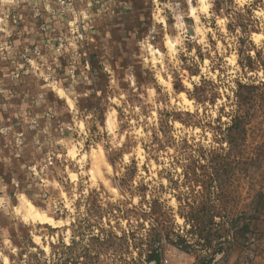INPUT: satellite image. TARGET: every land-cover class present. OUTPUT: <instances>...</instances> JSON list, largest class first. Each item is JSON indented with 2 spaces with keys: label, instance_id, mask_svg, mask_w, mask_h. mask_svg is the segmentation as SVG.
<instances>
[{
  "label": "rangeland",
  "instance_id": "1",
  "mask_svg": "<svg viewBox=\"0 0 264 264\" xmlns=\"http://www.w3.org/2000/svg\"><path fill=\"white\" fill-rule=\"evenodd\" d=\"M60 1L0 0V264H259L264 0Z\"/></svg>",
  "mask_w": 264,
  "mask_h": 264
},
{
  "label": "bare ground",
  "instance_id": "2",
  "mask_svg": "<svg viewBox=\"0 0 264 264\" xmlns=\"http://www.w3.org/2000/svg\"><path fill=\"white\" fill-rule=\"evenodd\" d=\"M200 3H201L200 7L201 8H205V5H206L205 0H201ZM166 45L170 49H172L173 46H174V43L171 41V39L170 40L167 39L166 40ZM157 53H159V52L157 51ZM58 94L60 95V97H63L64 96L63 90L58 88ZM91 152L92 153L90 154V158H91V161H92V164H93L92 166H93L95 172H100V165L105 160L104 152H103V150L101 148L98 149L99 153L97 154V158H98V155L100 154V156H99L100 160L95 158L96 156L94 155L93 151H91ZM70 154H71L72 157H74L75 154H76V149H74V148L70 149ZM84 157H85V155L83 154V159H84ZM91 173L93 174L94 171H92ZM18 199H19V205L17 204L18 207L15 208V211L20 214L21 218L24 221L30 220L33 223L47 224V225L52 226V227H56V226H59L61 224L62 221L55 220L53 217L47 216L46 214L41 212L33 204V202L31 200L27 199L24 195H20V197ZM5 261L7 262V259H5Z\"/></svg>",
  "mask_w": 264,
  "mask_h": 264
},
{
  "label": "clouds",
  "instance_id": "3",
  "mask_svg": "<svg viewBox=\"0 0 264 264\" xmlns=\"http://www.w3.org/2000/svg\"><path fill=\"white\" fill-rule=\"evenodd\" d=\"M10 2H11V0H4V3L5 4H8ZM244 2H246V0H236L237 5H240L241 7L243 6V3ZM248 2H250V0H248ZM210 7H211V4L207 5L203 10L206 12L207 9L210 8ZM260 17L261 18H264V12H261L260 13ZM240 106H241V109L242 110L247 107V104H246V102L243 99H241V101H240ZM226 107H229V117L228 118H229V120H231L232 110H234L236 108V103L234 101H229L228 102V105ZM261 119L264 120V117H262ZM258 130L264 131V124H261L259 126V129ZM4 243L7 244L8 242L5 241ZM9 248H11V245L10 244H9ZM11 250L13 252H15V249L14 248H12ZM217 260L220 262V264H224V262L220 260V257L219 256L217 257ZM245 264H257V262L255 261V259L251 255H249L247 257L246 261H245ZM259 264H264V260H261L259 262Z\"/></svg>",
  "mask_w": 264,
  "mask_h": 264
},
{
  "label": "built area",
  "instance_id": "4",
  "mask_svg": "<svg viewBox=\"0 0 264 264\" xmlns=\"http://www.w3.org/2000/svg\"><path fill=\"white\" fill-rule=\"evenodd\" d=\"M17 1H18L20 4H22V3H26V4H27V3H28V4H29V3H35V4H37V3H42V2H44L45 0H17ZM58 1H60V0H58ZM60 2H61V1H60ZM60 2H59V3H60ZM60 5H62V3H60ZM65 6H66V5H65ZM68 6H72V4H69ZM35 11L38 12V9H36ZM41 29L44 30V26H42Z\"/></svg>",
  "mask_w": 264,
  "mask_h": 264
}]
</instances>
